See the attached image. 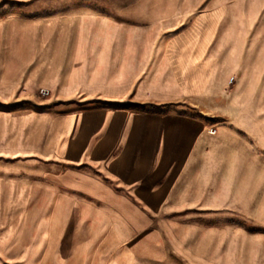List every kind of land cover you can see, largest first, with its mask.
I'll return each instance as SVG.
<instances>
[{
  "label": "crops",
  "instance_id": "crops-1",
  "mask_svg": "<svg viewBox=\"0 0 264 264\" xmlns=\"http://www.w3.org/2000/svg\"><path fill=\"white\" fill-rule=\"evenodd\" d=\"M88 2L29 20L0 264H264V0Z\"/></svg>",
  "mask_w": 264,
  "mask_h": 264
},
{
  "label": "rangeland",
  "instance_id": "rangeland-1",
  "mask_svg": "<svg viewBox=\"0 0 264 264\" xmlns=\"http://www.w3.org/2000/svg\"><path fill=\"white\" fill-rule=\"evenodd\" d=\"M88 1L101 0H0V162L13 158L17 136L20 139L33 118L53 113L62 102L55 88L36 83L46 82V73L43 77L33 76L39 71L31 69V61L41 38L36 27L29 24L30 18L96 7ZM51 4L56 8L45 12ZM18 21L28 22L22 23L25 28L19 26L20 32L16 30ZM60 57L59 54L57 58Z\"/></svg>",
  "mask_w": 264,
  "mask_h": 264
},
{
  "label": "built area",
  "instance_id": "built-area-1",
  "mask_svg": "<svg viewBox=\"0 0 264 264\" xmlns=\"http://www.w3.org/2000/svg\"><path fill=\"white\" fill-rule=\"evenodd\" d=\"M232 82H234V78L231 79V83H232ZM215 133H216L215 130H210V134H211V135H214Z\"/></svg>",
  "mask_w": 264,
  "mask_h": 264
}]
</instances>
